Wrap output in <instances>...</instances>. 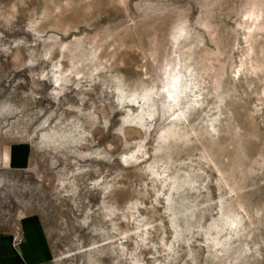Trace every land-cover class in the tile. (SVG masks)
<instances>
[{"label":"rangeland","instance_id":"1","mask_svg":"<svg viewBox=\"0 0 264 264\" xmlns=\"http://www.w3.org/2000/svg\"><path fill=\"white\" fill-rule=\"evenodd\" d=\"M0 140L50 264H264V0H0Z\"/></svg>","mask_w":264,"mask_h":264},{"label":"crops","instance_id":"2","mask_svg":"<svg viewBox=\"0 0 264 264\" xmlns=\"http://www.w3.org/2000/svg\"><path fill=\"white\" fill-rule=\"evenodd\" d=\"M28 158L10 141L0 140V164L7 169H23ZM20 242L11 244L8 233L0 234V264H50L45 230L39 220L25 218L17 226Z\"/></svg>","mask_w":264,"mask_h":264},{"label":"bare ground","instance_id":"3","mask_svg":"<svg viewBox=\"0 0 264 264\" xmlns=\"http://www.w3.org/2000/svg\"><path fill=\"white\" fill-rule=\"evenodd\" d=\"M179 29V28H178ZM180 30V29H179ZM179 30H177L178 32H179ZM181 31V30H180ZM175 33V32H174ZM180 34H181V32H180ZM177 35V34H176ZM176 35H174V37H173V39H175L176 38ZM180 36V35H179ZM184 37V36H183ZM178 38V37H177ZM176 41V40H175ZM174 40H172V42H175ZM171 62H174V61H171ZM171 62L169 63L170 65H174L173 63L171 64ZM177 62V61H176ZM175 62V63H176ZM177 64H178V62H177ZM58 65V64H57ZM71 65V68H73V66H72V64H70ZM74 65V64H73ZM167 65V64H166ZM177 66V65H176ZM58 67H59V65H58ZM60 67H61V65H60ZM74 67H76V66H74ZM168 67H171V66H168ZM167 67V69H168V71L170 70V69H174L173 67L172 68H168ZM174 67H175V65H174ZM178 67V66H177ZM176 68V67H175ZM187 68V67H186ZM186 68H185V70H186ZM65 69V68H64ZM63 70V69H62ZM67 70V69H66ZM66 70L64 71V72H66ZM165 70H166V67H165ZM73 71H74V69H73ZM79 71V70H78ZM171 71V70H170ZM175 71V70H174ZM173 71V72H174ZM179 71H180V68H179ZM188 71V70H187ZM64 72H62V71H59L55 76H56V79H55V82H56V84H58L60 81H61V79H63V78H61L62 77V75L64 74ZM69 72H70V70H69ZM175 72H177V71H175ZM175 72H174V74H175ZM180 73H181V71H180ZM188 73V72H187ZM71 75H73L72 74V72L70 73ZM76 74H77V77H79L78 76V72H76ZM168 74H170V72H168ZM179 74V73H178ZM177 74V75H178ZM176 75V74H175ZM54 76V75H53ZM64 76V75H63ZM67 76V75H66ZM76 77V76H75ZM65 78V77H64ZM175 78V76H172L171 74L167 77V80H168V82H165L166 84H165V88H166V91H167V93H168V95H169V98L171 99V101L172 102H174L175 103V107L177 106V108H178V110L180 109V106H179V104L176 102V99H178V100H180L179 98H177L178 96H180V93L182 92V90H183V86H179L178 84V87L176 86V85H174V79ZM179 78V77H178ZM181 78V77H180ZM67 80V79H66ZM188 80V79H187ZM164 81V80H163ZM182 81V80H181ZM63 82V81H62ZM180 82V81H179ZM183 83H186V81H183ZM179 84H182V83H179ZM171 88H172V90H171ZM55 89H57V88H55ZM187 89V88H186ZM185 89V90H186ZM184 90V91H185ZM143 93V92H142ZM148 94V93H147ZM146 96V94H144L143 96H142V98H144ZM57 97V96H56ZM146 98V97H145ZM165 98H166V96H165ZM186 98V97H185ZM185 98H183L182 97V99H185ZM167 99V98H166ZM181 99V100H182ZM177 100V101H178ZM187 101V100H186ZM180 102V101H179ZM182 102V101H181ZM184 102V101H183ZM182 102V103H183ZM188 102V101H187ZM169 103V102H168ZM181 104V103H180ZM172 105V104H171ZM171 105H169L170 106V108H171ZM183 105H184V103H183ZM188 105H190V103L188 104ZM185 106V105H184ZM186 107H188V106H185L184 108H186ZM182 108H183V106H182ZM169 109V108H168ZM170 110V109H169ZM173 109L171 108V111H172ZM173 111H175V110H173ZM185 111V110H184ZM182 109H180L179 110V112H180V114L183 116L184 115V112ZM149 114V113H148ZM174 116V115H173ZM181 116V117H182ZM179 117L180 116H176V117H174V119L175 118H177V119H179ZM180 117V118H181ZM176 120V119H175ZM180 120V119H179ZM174 122V121H173ZM172 122V123H173ZM171 126V125H170ZM169 126V127H170ZM173 126L175 127V125L173 124ZM175 130V129H174ZM175 133H176V131H175ZM44 134V133H43ZM172 134V133H171ZM174 134V133H173ZM42 139L44 140V139H46V138H44V135H42ZM52 138V137H51ZM152 173V172H151ZM154 173V172H153Z\"/></svg>","mask_w":264,"mask_h":264},{"label":"built area","instance_id":"4","mask_svg":"<svg viewBox=\"0 0 264 264\" xmlns=\"http://www.w3.org/2000/svg\"><path fill=\"white\" fill-rule=\"evenodd\" d=\"M20 240H21L20 235H19V233H18V231L16 229L15 232H14V235L12 236V244L16 245V244H18L20 242Z\"/></svg>","mask_w":264,"mask_h":264}]
</instances>
